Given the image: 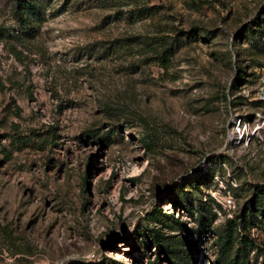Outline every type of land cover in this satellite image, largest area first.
Instances as JSON below:
<instances>
[{"label": "rangeland", "instance_id": "obj_1", "mask_svg": "<svg viewBox=\"0 0 264 264\" xmlns=\"http://www.w3.org/2000/svg\"><path fill=\"white\" fill-rule=\"evenodd\" d=\"M43 4L0 0V264H212L264 197V0Z\"/></svg>", "mask_w": 264, "mask_h": 264}, {"label": "trees", "instance_id": "obj_2", "mask_svg": "<svg viewBox=\"0 0 264 264\" xmlns=\"http://www.w3.org/2000/svg\"><path fill=\"white\" fill-rule=\"evenodd\" d=\"M133 2L135 3V6L132 11H135V13L138 15H144L147 12H150V10L152 9L146 7L145 5L138 6L137 3L139 2V0H133ZM43 5V0H13L12 16L16 24L19 26V32L22 31L23 33H26V35L31 36H35L38 33L39 30L37 25L42 17ZM4 34H9L8 28L0 27V35ZM172 51L173 48L171 47H169L168 49L165 48L162 56H165L167 54L170 55L172 54ZM173 203H175V201H173ZM263 207L264 197L261 196V192L259 193L258 191H255L252 200H250V202L245 205L240 214L226 219L224 230L225 234L223 235V239L220 243L218 258L212 264H252L244 249H236L234 252V256H231V253L235 248L234 234L238 233L241 236V241L256 245L261 248L262 241L258 237L253 238L251 234V228L256 224L251 214H253L254 211H258L259 208ZM150 216L153 219L158 220L161 216L165 217V219L169 217V219L171 218L174 221L178 222V220L173 218L172 215L170 216L168 214H162L156 209L150 213ZM154 244L155 250H158V253L155 255V257L157 258L158 263L161 264L160 254L164 253L168 256L169 253L173 252V246L172 244H168L166 245L168 249H165L163 248L161 242L156 240L155 238ZM257 264H264V257Z\"/></svg>", "mask_w": 264, "mask_h": 264}, {"label": "built area", "instance_id": "obj_3", "mask_svg": "<svg viewBox=\"0 0 264 264\" xmlns=\"http://www.w3.org/2000/svg\"><path fill=\"white\" fill-rule=\"evenodd\" d=\"M226 203H227L228 206H231V204H232V200H231L230 198H228V199L226 200Z\"/></svg>", "mask_w": 264, "mask_h": 264}]
</instances>
